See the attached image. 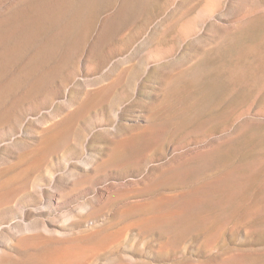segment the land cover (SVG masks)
<instances>
[{"label": "rangeland", "instance_id": "374dc122", "mask_svg": "<svg viewBox=\"0 0 264 264\" xmlns=\"http://www.w3.org/2000/svg\"><path fill=\"white\" fill-rule=\"evenodd\" d=\"M71 244L264 264V0H0V264Z\"/></svg>", "mask_w": 264, "mask_h": 264}, {"label": "bare ground", "instance_id": "6f19581e", "mask_svg": "<svg viewBox=\"0 0 264 264\" xmlns=\"http://www.w3.org/2000/svg\"><path fill=\"white\" fill-rule=\"evenodd\" d=\"M55 6V5H54ZM53 11V10H52ZM67 128V127H66ZM152 131V130H151ZM61 133V132H60ZM59 133V134H60ZM58 134V135H59ZM62 135V133H61ZM14 178V177H13ZM15 178H17L15 176ZM14 178V179H15ZM13 181V180H12ZM5 185V184H4ZM2 188V187H1ZM202 189V188H201ZM6 192V191H5ZM201 197V196H200ZM199 197V198H200ZM200 201L203 202L202 199H199ZM198 200V201H199ZM199 201V203H200ZM199 205V204H198ZM191 213V212H190ZM169 214V213H168ZM176 215V214H175ZM178 215V214H177ZM176 215V216H177ZM180 216V214L178 215ZM183 216V215H181ZM175 218V217H174ZM180 218V217H177ZM177 218H175L177 220ZM173 219V218H172ZM175 219H173L175 221ZM171 220V217H170ZM169 220V221H170ZM176 222V221H175ZM167 223V222H166ZM173 223V222H172ZM177 225V224H176ZM68 244V243H66ZM70 245V244H69ZM61 246V247H56L53 249H48V250H44L40 253L37 254H33L30 255V257H28V259H26L24 264H76L81 258L82 256L85 255L84 251L80 249L79 247H73V245L71 244V246ZM75 245V244H74ZM34 246V245H33ZM85 246V245H84ZM48 248V247H47ZM86 252V251H85ZM240 257V256H239ZM230 259V258H229ZM232 259V258H231ZM243 259H241L242 261ZM226 261V260H225ZM234 261V260H232ZM240 261V260H238ZM231 262V261H230ZM235 262H237L235 260ZM79 264V263H78ZM222 264H229L227 262H224ZM235 264V263H234Z\"/></svg>", "mask_w": 264, "mask_h": 264}]
</instances>
